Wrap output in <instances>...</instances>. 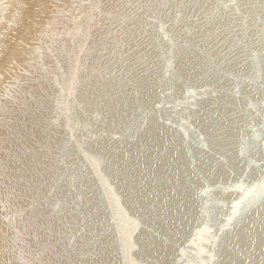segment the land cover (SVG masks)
I'll use <instances>...</instances> for the list:
<instances>
[{
  "label": "water",
  "instance_id": "1",
  "mask_svg": "<svg viewBox=\"0 0 264 264\" xmlns=\"http://www.w3.org/2000/svg\"><path fill=\"white\" fill-rule=\"evenodd\" d=\"M0 264H264V0H0Z\"/></svg>",
  "mask_w": 264,
  "mask_h": 264
}]
</instances>
